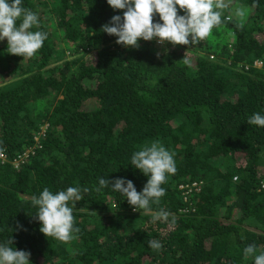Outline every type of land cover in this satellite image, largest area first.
<instances>
[{"label": "trees", "instance_id": "obj_1", "mask_svg": "<svg viewBox=\"0 0 264 264\" xmlns=\"http://www.w3.org/2000/svg\"><path fill=\"white\" fill-rule=\"evenodd\" d=\"M23 6L39 17L30 30L47 39L24 58L0 41V242L12 238L31 264H254L243 250L264 252V126L247 119L264 115V71L251 66L255 57L264 65V0H231L214 26L221 43L141 38L120 49L100 31L123 15L107 0ZM50 92L47 112L39 107ZM153 142L174 153L177 171L166 173V194L151 211H131L111 186L94 190L99 178H124L142 191L148 177L131 156ZM68 187L90 191L73 210L79 231L63 242L40 232L31 197ZM161 209L168 220L154 222Z\"/></svg>", "mask_w": 264, "mask_h": 264}, {"label": "clouds", "instance_id": "obj_2", "mask_svg": "<svg viewBox=\"0 0 264 264\" xmlns=\"http://www.w3.org/2000/svg\"><path fill=\"white\" fill-rule=\"evenodd\" d=\"M107 3L114 10H123V15L112 16L100 31L117 37V44L133 48L139 47L141 38L145 41L156 40L160 45L198 44L211 35L214 26L221 23L222 10L229 6L225 0H107ZM180 10L183 15L178 14ZM154 14L159 15L162 23H154ZM229 17L235 18L232 11ZM241 20L237 19L239 22ZM39 24L38 14L24 7L23 0H0V41L7 39L9 54L32 57L47 39L46 32L30 30L34 26L39 27ZM226 35L229 41L231 35ZM216 40L221 43L220 36ZM182 61L186 65L191 62L186 53ZM239 66L236 64L234 67L239 70ZM251 66L264 71L262 58H253ZM247 124L264 126V115L253 113L248 117ZM41 131H45V127ZM28 150L35 153L33 146H29ZM131 165L148 177L142 191L138 192L134 183L124 178L111 181L99 178V186L94 190L99 192L111 186L113 191L127 199L132 206L131 211H151L150 201L155 198L158 202L166 194V189L161 187L166 182V173L175 174L177 171L174 153L159 142H153L132 154ZM89 191L88 187H68L54 193L44 188L39 196L33 195L31 203L37 208L35 218L41 223L40 232L47 238L53 237L63 242L73 239L74 233L79 231L74 227L73 210L77 202L83 199L82 193ZM168 215L161 209L153 215V221H167ZM13 244L12 238L0 242V264H31V253L17 250L11 246ZM148 246L152 249L162 247L158 240H149ZM243 251L246 257H254V264H264V252L257 255L255 244L246 246Z\"/></svg>", "mask_w": 264, "mask_h": 264}, {"label": "rangeland", "instance_id": "obj_3", "mask_svg": "<svg viewBox=\"0 0 264 264\" xmlns=\"http://www.w3.org/2000/svg\"><path fill=\"white\" fill-rule=\"evenodd\" d=\"M225 3L226 4H228V5H230V3H231V0H225ZM237 13H239V11H237ZM232 14H234V17L236 18V19H238V20H241V19H243V17H240V16H238L236 13H234L233 11H232ZM222 32H223V30H218V31H216L215 29H212V32H211V36L212 37H206L205 39H203V41H206V39L207 38H209V39H211V40H215L218 36H220L221 34H222ZM227 33V32H226ZM115 43V42H114ZM115 48H117V49H120V48H122L123 46L122 45H120V46H114ZM240 64H242V62H240V63H237V66H239ZM53 93L54 92H50L49 93V95H51L50 97H46V98H43V101L41 102V105L42 106H40L39 108H41V109H46V111L47 112H50L51 110H52V108H53V100H52V95H53ZM47 103H50L49 104V106H47ZM87 103H88V101H85L83 104L85 105V106H87ZM89 103H91V102H89ZM44 127H45V124H42L41 126H40V129L41 130H43L44 129ZM257 169H261V170H263L264 169V166L262 165V167H257Z\"/></svg>", "mask_w": 264, "mask_h": 264}, {"label": "built area", "instance_id": "obj_4", "mask_svg": "<svg viewBox=\"0 0 264 264\" xmlns=\"http://www.w3.org/2000/svg\"><path fill=\"white\" fill-rule=\"evenodd\" d=\"M27 154L24 152L18 153L16 158H13L11 161L13 162V167H17L19 163L23 161V158L26 157ZM6 159L5 154L0 150V162H4Z\"/></svg>", "mask_w": 264, "mask_h": 264}]
</instances>
